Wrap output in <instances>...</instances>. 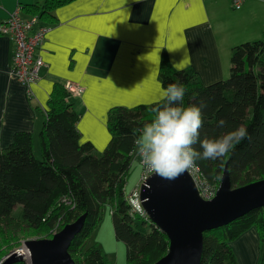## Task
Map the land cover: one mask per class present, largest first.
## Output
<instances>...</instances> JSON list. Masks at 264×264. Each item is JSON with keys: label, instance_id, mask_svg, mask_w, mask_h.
<instances>
[{"label": "trees", "instance_id": "trees-1", "mask_svg": "<svg viewBox=\"0 0 264 264\" xmlns=\"http://www.w3.org/2000/svg\"><path fill=\"white\" fill-rule=\"evenodd\" d=\"M72 1L34 0L20 7L43 24L54 9ZM159 78L163 88L182 84L184 106L201 108V139L217 138L239 126L248 131V137L222 158L194 162L208 181L219 185L225 163L232 187L264 178V32L260 39L232 47L226 79L204 84L192 71L172 68L165 56ZM70 95L63 84L53 86L38 134L39 154L29 131H17L8 146L0 147V233L50 235L86 213L68 252L76 264H108L98 245L85 248L106 205L115 238L125 245L123 264H153L167 253L168 238L148 219L130 212L124 185L139 131L154 119L158 101L112 107L107 114L109 140L97 151L89 141H79L80 113L68 100ZM221 119L224 127L218 125ZM194 147L199 150V145ZM252 226L259 231L264 252V212L259 208L205 232L200 264H236L229 243Z\"/></svg>", "mask_w": 264, "mask_h": 264}, {"label": "crops", "instance_id": "crops-1", "mask_svg": "<svg viewBox=\"0 0 264 264\" xmlns=\"http://www.w3.org/2000/svg\"><path fill=\"white\" fill-rule=\"evenodd\" d=\"M33 1L0 0V21ZM20 15L28 18L21 7ZM42 23L48 28L37 49L43 65L29 94L11 72L12 42L0 34V147L17 131H29L39 154L38 134L53 86L72 83L81 87L68 99L80 113L79 141L102 151L112 107L158 101L163 56L172 68L190 70L204 84L226 79L232 47L262 37L264 0H245L236 9L230 0H74ZM139 159L135 148L125 195L142 183ZM111 225L107 221L112 231ZM229 246L236 264H264L256 227Z\"/></svg>", "mask_w": 264, "mask_h": 264}, {"label": "water", "instance_id": "water-1", "mask_svg": "<svg viewBox=\"0 0 264 264\" xmlns=\"http://www.w3.org/2000/svg\"><path fill=\"white\" fill-rule=\"evenodd\" d=\"M140 204L148 220L168 238L167 253L153 264H200L204 233L229 224L261 208L264 212V178L232 187L225 163L213 198L204 200L191 175L185 170L174 179L155 171L140 184ZM86 213L64 225L51 238L29 239L23 249L11 252L1 264L28 260V264H76L68 248L82 230Z\"/></svg>", "mask_w": 264, "mask_h": 264}, {"label": "clouds", "instance_id": "clouds-1", "mask_svg": "<svg viewBox=\"0 0 264 264\" xmlns=\"http://www.w3.org/2000/svg\"><path fill=\"white\" fill-rule=\"evenodd\" d=\"M184 96L182 84L162 88L154 119L142 126L135 141L146 166L166 179L176 178L196 160L222 158L248 137L246 127L239 126L217 138L201 139V108L184 106ZM225 123L221 119L218 125L224 127Z\"/></svg>", "mask_w": 264, "mask_h": 264}, {"label": "built area", "instance_id": "built-area-1", "mask_svg": "<svg viewBox=\"0 0 264 264\" xmlns=\"http://www.w3.org/2000/svg\"><path fill=\"white\" fill-rule=\"evenodd\" d=\"M230 1L232 7L236 9L239 8L245 0ZM47 30L48 28L45 25L40 24L37 16L23 18L18 8L10 12L5 20L0 21V34L7 35L12 42L11 72L15 78L26 87L28 94L30 93V85L39 78L40 69L43 65V60L41 56L38 55L37 49L42 45ZM64 87L71 95L81 92V87L72 83H67ZM138 156L142 168L140 178V182H142L154 170L146 166L139 154ZM186 170L196 183L202 199H211L215 191L204 183L206 179L199 166L193 163V165ZM138 191L139 189H135L126 194V202L132 214H138L148 219L140 204Z\"/></svg>", "mask_w": 264, "mask_h": 264}, {"label": "rangeland", "instance_id": "rangeland-1", "mask_svg": "<svg viewBox=\"0 0 264 264\" xmlns=\"http://www.w3.org/2000/svg\"><path fill=\"white\" fill-rule=\"evenodd\" d=\"M38 145H39V142H38ZM204 183L209 185L210 188H213L212 190L215 191L216 193L218 186L215 187L214 183L212 181H208L207 179H206V182ZM108 207L109 206H106V205L103 207L102 219L100 220L98 226L92 231L89 238L85 241V248L91 244H96L98 245V247H100V249H102L108 264H123L125 262V245L122 241L117 240L115 238V235L113 232V226L111 225L112 231L110 230L109 226H107V221L108 223L110 222L112 224ZM33 232L34 231L27 232V231L21 230L17 234H13V232L11 231L5 232L3 234L0 233V263L4 261V259L11 252L13 251L18 252L19 249H23L24 247L23 242L25 240L51 238L53 235V234H50V235L36 234ZM22 251L23 252H20V253L22 254L26 253L27 255L26 250L23 249Z\"/></svg>", "mask_w": 264, "mask_h": 264}]
</instances>
